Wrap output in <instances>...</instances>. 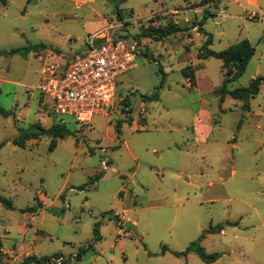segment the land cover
Instances as JSON below:
<instances>
[{"label": "rangeland", "instance_id": "obj_1", "mask_svg": "<svg viewBox=\"0 0 264 264\" xmlns=\"http://www.w3.org/2000/svg\"><path fill=\"white\" fill-rule=\"evenodd\" d=\"M246 10L233 0H96L80 8L76 0H0V107L12 112L0 114V195L13 206L0 204V264H23L26 254H63L67 264H208L194 252L180 258L175 252H187L219 224L225 233L208 234L201 243L221 255L213 264H264V86L250 101L254 115L247 114L243 101L221 103L218 90L207 91L208 81L222 87L223 62L200 64L195 57L209 38L214 52L249 40L256 53L229 89L264 76V14L257 20L253 8ZM102 15L108 31L138 43L137 68L118 78L117 92L129 95L132 121L133 103L146 107L148 123H129L113 112L95 117L80 135L65 117L72 135L57 139L53 151L52 135L26 149L14 145L21 129L55 125L30 90L45 64L64 65L83 54L86 24ZM176 22L183 31L168 39L145 36L149 28ZM27 48V55H9ZM192 65L197 91L182 74ZM154 93L159 98L144 105L142 96ZM209 103L214 131L208 143H198L195 119ZM119 118L125 122L120 136ZM36 205V214L23 212Z\"/></svg>", "mask_w": 264, "mask_h": 264}, {"label": "built area", "instance_id": "obj_2", "mask_svg": "<svg viewBox=\"0 0 264 264\" xmlns=\"http://www.w3.org/2000/svg\"><path fill=\"white\" fill-rule=\"evenodd\" d=\"M98 45V46H97ZM139 46L133 38L117 33H104L89 41L86 53L64 65L45 64L39 84L31 88L44 101L45 110L67 126L70 118L81 135L93 125L95 117H110L117 110L118 78L137 68ZM141 127V126H140ZM109 160L102 162L108 169ZM65 257L52 262L65 264Z\"/></svg>", "mask_w": 264, "mask_h": 264}, {"label": "trees", "instance_id": "obj_3", "mask_svg": "<svg viewBox=\"0 0 264 264\" xmlns=\"http://www.w3.org/2000/svg\"><path fill=\"white\" fill-rule=\"evenodd\" d=\"M4 3H7V0H3ZM202 27H203V23ZM183 31L181 27H178L177 25L170 24L166 28H149L145 36L146 37H154L157 41L163 40L177 32ZM212 40L209 38L207 43L205 44V51L202 50V52L199 53L198 58L199 59H209V58H216L223 62V73H224V83L218 91L221 93V101H223L227 96H230L231 98L235 100H240L244 102L243 108L248 111L250 109V100L255 98L261 91V87L264 86V76H260L258 78H255L252 80L250 85L248 87L244 88H237L234 90L229 89V85L238 81L247 71L248 65L252 58L254 57L256 53L255 47L252 45V43L249 40H243L239 43H236L232 46H230L228 49L221 51V52H214L209 49V45L211 44ZM25 52V55H27L31 49L27 48L25 50H13L10 52L11 54H18L20 52ZM184 74L186 76L193 77V70L191 67H188L185 69ZM158 98V93H154L152 95H144L142 96V99L146 101H153ZM124 105L127 108L126 113H131V104H130V97L129 95L125 97L124 99ZM0 114L4 116H8L9 114L6 113L1 107H0ZM130 121V120H129ZM123 125L121 123H118L117 125V132L118 135H121ZM45 135H52L54 137V140L52 141L50 145V150L53 151L57 145V139L63 140L68 138L70 135H72V132L70 129L65 126L61 125L60 123L55 124L50 129H44L41 125L37 124L33 128L25 130L21 129L19 136L13 140L14 145L20 147V148H26L27 142L30 140H36L40 139ZM99 179V177H97ZM83 189V188H82ZM0 203L6 206L9 209H12L13 206L10 201L3 198L0 195ZM39 208H41V205H36L34 207L28 208L24 210L23 212H31L35 213ZM118 218V216H115ZM225 229V225L219 224L217 226H211L207 231L204 232L201 239H199L197 242L193 243L192 246L188 249L187 252L179 253L175 252V255L177 257H184L190 252H194L206 263L213 264L215 263L220 257V254H209L206 249L201 245L203 239L208 234H215V233H222ZM99 223L96 224L94 233H95V240L100 241V231H99ZM1 243H0V253H1ZM168 249H165L166 252ZM85 253V250H80V253L76 255V258L78 261L82 259L83 254ZM62 257L61 254H56L51 257H43V258H37L35 256H29L26 257L23 261V264H49L53 261V259ZM67 264V263H65Z\"/></svg>", "mask_w": 264, "mask_h": 264}, {"label": "crops", "instance_id": "obj_4", "mask_svg": "<svg viewBox=\"0 0 264 264\" xmlns=\"http://www.w3.org/2000/svg\"><path fill=\"white\" fill-rule=\"evenodd\" d=\"M9 1H11V0H7V3L9 2ZM77 1V7L78 8H80L81 6H88L90 3H94L96 0H76ZM233 2L234 3H236L238 6H241V7H243L244 8V10H246L247 8H253L254 10H255V12H252L253 13V15H255L256 16V18H257V20H259V16H260V14L262 13V14H264V0H233ZM247 11V10H246ZM196 12H198L197 10H196ZM116 14L117 15H121V13H120V11L118 10L117 12H116ZM151 18V17H150ZM150 18H148V19H150ZM101 19L102 20H100L99 22H97L96 24H93V23H87L86 24V27H85V31H86V35H87V37H86V39H85V47H84V49L82 50V53H86L87 51H88V48H89V41L93 38V37H95L96 35H99V34H104V33H114L115 32V30H111V31H108V29H109V27H110V25H108L109 24V22H108V20H107V18H104V16L102 15L101 16ZM179 22H176V23H174V25H177L178 27H180L179 25ZM196 28H198V27H196ZM206 32V31H205ZM206 34H207V32H206ZM197 35V37H200L201 36V34L200 33H197L196 34ZM129 37H131V36H129ZM170 37V36H169ZM166 39V38H165ZM167 39H168V37H167ZM191 39V42H192V38H189V40ZM253 45V44H252ZM58 50H60L59 48H58ZM13 51V50H12ZM11 52V51H10ZM59 53V52H58ZM6 55H7V53H5ZM19 54V53H18ZM18 54H15V55H18ZM139 54H141V53H139ZM4 55V52H1L0 53V58H3L2 56ZM143 55V54H142ZM199 55V54H198ZM198 55L197 56H195L196 58H197V60L199 61V62H201L200 64H202V62H204V61H206V60H208V59H206V60H203V59H199L198 58ZM76 56H78L77 55V53L75 54V56L72 58V59H74ZM71 59V60H72ZM192 59V58H191ZM188 67H191L192 68V70H193V79L191 78V77H189V76H186L185 74H184V71H185V69H187ZM188 67H186L185 69H183V71H182V74H183V76H184V80H185V84H186V87L187 88H189V89H191V90H198L199 89V87H200V82H199V78H198V76H197V74H196V69H195V66L194 65H192V66H188ZM166 73V72H165ZM255 78H258V77H255ZM192 84H194V86L192 85ZM223 85V84H222ZM206 88H207V91H208V93H210L211 95L212 94H214L215 92H216V90H218V89H220V87L221 86H219V87H217V86H214V85H211V84H209V81L206 83ZM262 88V87H261ZM261 92V91H260ZM31 95H33V94H31ZM40 96V95H39ZM213 96V95H212ZM126 97V96H125ZM125 97H122V96H120L119 97V100L121 101L120 103H118V105H120V109L117 107V110L115 111V112H118V113H121V115H123L124 114V116L127 118V121L129 122V123H132V122H135V121H138V122H142V123H148V119H149V117H148V111H147V109H146V107L145 108H140V109H138L136 106H134L133 105V103H132V106L134 107V109H133V116H134V118H135V120L134 121H132V118H131V113L130 114H127L126 113V107H125V105H124V99H125ZM40 99H39V102L41 103V111H43V112H45V114H46V116H47V120H51L50 122H52V123H54V124H57V123H59V120H54V117L52 116V115H49L47 112H46V110L44 109L45 108V106H44V101H43V99L41 98V96L39 97ZM158 98H159V94H158ZM229 98H231L230 96H227L221 103H225ZM221 100V99H220ZM143 101V104L144 103H147V102H151V101H144V100H142ZM251 101V100H250ZM117 105V106H118ZM145 105V104H144ZM208 106L210 107L211 106V104L209 103V104H207V106H206V104H203V107H201L200 109H199V111H198V116L196 117V119H195V123H194V128H193V133H194V136H195V140H196V142H198V143H203V144H205V143H208L209 142V140H210V138H211V135H212V133H213V131H214V127H213V124H212V112L211 111H209L208 110ZM236 107H237V105H236ZM6 113H8L9 115H11L12 114V112L11 111H7V110H5L4 108H2ZM247 114H250V115H254V112H253V110H252V106H251V102H250V109L246 112ZM8 115V116H9ZM202 116V121L200 122V120H199V116ZM142 118V121H140V119ZM15 120L16 121H18V122H20L21 121V119H19V118H15ZM118 120H122L121 122H118V123H121L122 125H124L125 124V122L123 121V118H119ZM130 120V121H129ZM46 122V121H45ZM118 123L115 125V129H116V131H117V125H118ZM16 125H17V123H15ZM43 124V123H42ZM242 121L239 123V125H238V130H240V131H242L241 129H242ZM18 126V125H17ZM44 129H46L44 126H42ZM68 127V126H67ZM139 127H140V125H139ZM122 130H123V127H122ZM122 133V132H121ZM20 134V133H19ZM19 136V135H18ZM17 136V137H18ZM17 137H15L14 139H16ZM13 139V140H14ZM41 139V138H40ZM40 139H36V140H30V141H28L27 142V147H28V143L29 142H33V141H38V140H40ZM93 146H95V145H93ZM26 147V148H27ZM26 148H23V149H26ZM102 152L103 153H105V150H102ZM108 167H109V163H108ZM42 198H44L45 199V201H44V203L46 204V198L45 197H41L40 198V201L41 202H43V199ZM1 204V203H0ZM32 214H36V213H32ZM34 220H35V218H34ZM135 224H136V222H134ZM225 230V229H224ZM223 233H225V231H223L222 232V234ZM36 234H38V233H36ZM38 239V237L36 236L35 237V240H37ZM0 243H1V240H0ZM1 246H2V249H1V254L3 253L4 254V250H3V245H2V243H1ZM63 257H66V256H64L63 254H61ZM29 256H35V257H37V258H43V257H45V256H37V255H31V254H26V255H24V257H23V261H24V259L26 258V257H29ZM48 257V256H47ZM67 258V257H66Z\"/></svg>", "mask_w": 264, "mask_h": 264}]
</instances>
